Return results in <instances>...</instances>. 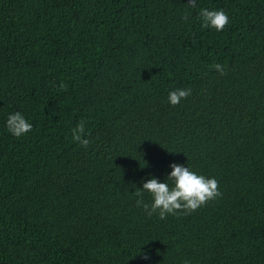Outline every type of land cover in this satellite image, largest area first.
<instances>
[{"label": "trees", "instance_id": "1", "mask_svg": "<svg viewBox=\"0 0 264 264\" xmlns=\"http://www.w3.org/2000/svg\"><path fill=\"white\" fill-rule=\"evenodd\" d=\"M187 3L0 0V264H264V0ZM172 163L222 195L148 216L133 191Z\"/></svg>", "mask_w": 264, "mask_h": 264}, {"label": "clouds", "instance_id": "2", "mask_svg": "<svg viewBox=\"0 0 264 264\" xmlns=\"http://www.w3.org/2000/svg\"><path fill=\"white\" fill-rule=\"evenodd\" d=\"M190 8H196L197 0H188ZM201 27L214 29L217 32L223 31L229 23V17L223 10H209L202 8L199 12ZM187 20V16L181 17ZM212 69L220 75H226L225 66L220 63L212 65ZM61 88L66 87L61 84ZM192 94V89L183 88L170 91L167 101L171 106L178 105L181 100L186 99ZM32 124L28 122L21 112L16 111L8 115L6 128L14 137H21L32 130ZM71 137L78 145L87 149L91 141L85 134V121L80 120L71 129ZM171 172L166 176L165 182H160L155 177H150L142 183V187H137L133 194L137 197L135 203L137 207H142L148 216L156 214L158 218L165 219L168 215L183 214L187 215L202 207L210 200L221 196L218 190V181L215 178L199 175L177 163L170 164ZM150 197V203L143 200L144 193ZM144 259H148L144 254ZM184 264H188L187 261Z\"/></svg>", "mask_w": 264, "mask_h": 264}]
</instances>
